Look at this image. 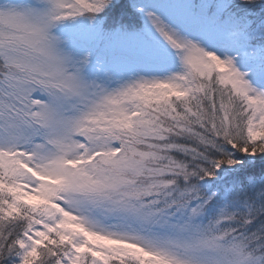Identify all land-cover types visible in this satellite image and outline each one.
Instances as JSON below:
<instances>
[{
    "label": "snow or ice",
    "instance_id": "obj_1",
    "mask_svg": "<svg viewBox=\"0 0 264 264\" xmlns=\"http://www.w3.org/2000/svg\"><path fill=\"white\" fill-rule=\"evenodd\" d=\"M0 264H264V0H0Z\"/></svg>",
    "mask_w": 264,
    "mask_h": 264
}]
</instances>
